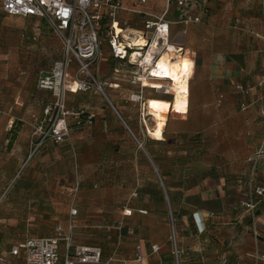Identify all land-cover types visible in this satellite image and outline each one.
<instances>
[{
    "label": "crops",
    "instance_id": "obj_1",
    "mask_svg": "<svg viewBox=\"0 0 264 264\" xmlns=\"http://www.w3.org/2000/svg\"><path fill=\"white\" fill-rule=\"evenodd\" d=\"M120 1L140 21L138 33L145 30L147 21L163 18L169 23L168 46L175 56H162L176 59L181 48L184 55L177 71L181 62L190 65L189 87L188 83L183 88L169 83L172 110L186 117L171 121L169 106H163L168 99L155 91L154 97L146 99L144 110L154 127L149 129L143 119L133 129L132 123L125 122L136 143L145 146L139 152L130 136L114 132L117 124L105 106L88 104V112L95 115L91 127H74L68 142L45 146L21 170L29 153L32 126L43 118L46 104L31 100L10 81L8 66H0V189L17 190L14 197L22 205L45 204L47 190L59 192L63 199L54 226L37 231L36 236L23 234L22 240L10 234V225L16 227L17 221L10 224V214L1 213L0 208V264H23L8 254L12 246L30 237H51L57 225L66 229L70 220L75 226L73 247L101 252L99 263L88 264H166L161 257L178 253L171 244L178 231L185 230L200 239V263L253 264L254 238L248 231L254 223L242 203L256 186H264V85H258L257 52L249 44L251 36L259 35L262 21L254 15L237 16L235 25L230 14L237 12L236 6L229 0H184L191 19L187 23L179 20L175 1ZM246 5L252 14L260 9L264 13V0H250ZM195 18L198 21H192ZM120 23L125 26L127 20ZM108 60L119 62L111 55ZM237 85L247 93L237 91ZM146 86L164 88L156 83ZM76 98L71 94L67 101ZM116 106L120 112L125 109L120 103ZM156 131L159 137L152 135ZM194 136L197 145L191 144ZM141 153L149 158L152 172L140 163L144 161ZM128 162L132 164L129 169ZM72 198L78 208L74 217L69 215ZM255 215L264 226V199L259 200ZM127 217H131L133 235ZM213 225L227 230L231 246L215 249L211 257L204 243ZM152 246L158 251L153 252Z\"/></svg>",
    "mask_w": 264,
    "mask_h": 264
},
{
    "label": "rangeland",
    "instance_id": "obj_2",
    "mask_svg": "<svg viewBox=\"0 0 264 264\" xmlns=\"http://www.w3.org/2000/svg\"><path fill=\"white\" fill-rule=\"evenodd\" d=\"M2 1L3 0H0V66L4 68L8 66L10 69V81L15 82L17 84L15 86L22 89L24 93L28 94L31 100L48 104L52 101L51 94L48 92H44L43 94L38 93V89H36V77L41 71H49L52 65L61 59L62 44L53 30L43 20L34 18L21 19L5 16L1 11ZM249 1L250 0H229L233 6H236L235 11H237L236 13L231 11L230 20L232 23L237 25V16H239L238 18H247L254 15L260 19V21H262L259 35H255L253 37L251 36L249 38V44L252 45L254 50L257 52L254 68L257 75L261 78V70L264 66V13L260 9L257 10L255 14H252V9H248L249 7L246 5V3ZM260 6H262V3H259L258 8H260ZM177 11L180 14L179 20L183 21L188 18L189 15L187 12V6L181 7ZM115 20L122 23L127 20V25L124 26L123 24H120L123 33H127L124 35L128 36L129 40L131 37H145V30L141 31V33L137 32V29L141 28L140 21L137 20L135 15L132 13L126 12L124 8L117 11ZM192 21H194V19H192ZM110 23L111 21L108 19V17L103 18L100 28V54L96 62L93 63L89 68L90 75L97 84L101 85L102 92L98 90L95 85H93L92 89L88 92H79L78 94H74L79 98H76L77 100L71 103L67 101V96L71 94H67L65 99L66 106L69 109L83 110L87 112L89 111L87 109L88 104H96L100 107L105 106L110 112V119L117 124L114 132L119 135H123L125 132L127 136H130L131 140L135 142L134 144L138 148L139 152H142L145 146L141 148L138 146L136 141L133 139L131 132L126 127L125 122L132 123V127H130L133 129L135 126H138L139 121L143 119L142 122H144V124L148 126L149 129L154 127L155 122L152 121L150 116L146 115L144 110L145 105L148 103L146 99L148 97H154L155 91L160 93L161 97L168 99L167 101H163V106H169V116L171 121H177L182 117H186V115H181L179 112L172 110L173 95L171 94L169 82L158 81V79L144 80V78L147 79L148 77L146 76V73L143 75L139 68L126 64L122 61L115 63L109 62L108 58H110V52L107 44L106 31L107 26ZM253 40L254 42H252ZM169 45L172 46V44ZM147 48L148 47L146 43V45L142 47L143 51H140V53H143V56L145 55ZM177 52L180 55H178L176 59H173L170 56H165L169 66H171V69L174 70L175 73H177L178 60L184 55L181 48H178ZM163 53H167L172 57L175 56L172 50L168 49L167 51L165 49L158 54L156 61H159L160 58H162L161 56ZM185 58H189V56L187 55ZM190 60L192 61L191 58ZM192 65L194 69L193 61ZM133 72L141 74V81L137 82L133 79ZM143 80L146 81L147 85L150 83H156L161 84L164 88L161 90H155L152 88V86L145 85L147 89H144L142 102H131L130 96L138 92L140 83H143ZM113 85L117 87H113ZM149 101H152V99ZM118 103L125 107V109H122L124 111L120 112L116 108ZM141 113L143 114V118ZM70 125L72 132L75 126L73 122H71ZM136 137L141 138L146 146L151 145L143 136ZM197 140V136H194V138H192L193 143L191 142V144L197 145ZM141 154L144 161H140V163L148 165L152 172L149 158H147L145 154ZM27 157L28 155L26 156L25 161L22 163L21 170H24L34 158L32 157L27 163H25ZM131 165L132 164L130 162L127 163L128 169ZM152 175L156 180V175L154 173ZM16 191L17 190H13L11 187L10 189H0V208H3L1 213L8 212V214H10V224H15L14 222L17 221L16 227L10 225V234L12 236L14 235L13 237L15 239H24L25 237H22L23 234L28 236H36L37 231L45 230L50 226H54V224L57 222L56 218L61 214L60 205L63 204L62 195L59 192H50L48 190L45 191L46 195H43V200L46 201L45 204L36 202L22 205L16 203V196L14 197ZM9 195L10 202H8ZM73 201L74 199L72 198L69 205V213L70 210L75 209L77 210L78 214L77 205ZM128 207L130 208L131 206ZM126 213L128 214V212ZM133 213L134 212L131 211V214ZM256 217L257 216L255 215V217H252L253 219H251L252 223L254 224L251 226L248 234L254 238L255 252L253 264H261V259L264 256V226L260 221H257ZM130 218L131 217H127L126 222L128 223V230L133 235L134 227L130 225ZM178 234V238H176L171 244V249L177 250L178 255L176 256L169 253L167 254L169 256L168 258L167 255H165L166 258L161 257V260L166 262V264H202L200 263L201 260L199 257V245L201 244L200 239L197 236H193V234L187 230L178 231ZM206 240L207 242L204 244H207L208 252L211 251V253H209L211 257L215 255V249L218 251L227 250L228 247L231 246V238L229 233H227V230H217L215 225L210 227V235H208Z\"/></svg>",
    "mask_w": 264,
    "mask_h": 264
},
{
    "label": "built area",
    "instance_id": "obj_3",
    "mask_svg": "<svg viewBox=\"0 0 264 264\" xmlns=\"http://www.w3.org/2000/svg\"><path fill=\"white\" fill-rule=\"evenodd\" d=\"M135 1L138 4L146 3V0ZM173 1L178 8L187 6L184 0H166L168 4ZM1 9L8 17L45 21L62 44L61 59L55 62L49 71H41L36 77V88L50 93L52 101L44 106L43 118L32 126L30 149L25 163L48 144L61 145L67 142L71 136V122L78 129L93 125L95 119L93 113L69 109L65 99L67 94L88 92L93 85L102 91L101 85L97 84L90 75L89 68L100 54L101 41L97 30L103 18L108 17L111 21L107 40L110 55L118 61L139 68L143 75L146 73L148 78L144 80L151 79L150 69L156 66L158 54L165 49L168 51L169 48V23L163 18L147 21L145 37L142 38L148 48L143 57L133 61L131 56L134 51H143V46H131V42L123 32H117L116 27L123 31L119 22L115 20L117 11L123 9L120 0H3ZM190 21V18L183 20L185 23ZM196 21L197 18L194 19V22ZM147 56H150V60L146 59ZM133 75L134 80L141 81V74L135 72ZM258 85H264V66ZM144 89L147 87L140 83L138 92L130 96V101L141 103ZM236 90L247 93L241 85H237ZM138 146L142 147L140 143ZM77 189L78 185L75 186L74 192ZM263 199L264 186H256L249 200L242 203V207L254 218L258 202ZM69 215L76 216L77 210H70ZM74 227L73 220L68 222L66 229L57 225L53 236L27 238L12 246L8 254L13 258L21 259L23 264L99 263L100 250L73 247ZM62 246L64 252L61 251ZM136 250L137 259H140L139 247ZM152 251L157 252V246H152ZM174 255L177 256L178 253L175 251ZM261 264H264V256Z\"/></svg>",
    "mask_w": 264,
    "mask_h": 264
},
{
    "label": "bare ground",
    "instance_id": "obj_4",
    "mask_svg": "<svg viewBox=\"0 0 264 264\" xmlns=\"http://www.w3.org/2000/svg\"><path fill=\"white\" fill-rule=\"evenodd\" d=\"M117 32L121 33V29L116 27ZM127 34V33H123ZM129 35V34H128ZM129 40V37L126 36ZM131 46L139 47L145 46L146 42L143 38H130ZM169 49V48H168ZM132 60L135 61L137 58L143 57V55L139 51H134V54L131 56ZM147 60H150V56H147ZM151 79H158L159 81H167L177 88H183L187 85L189 76H190V65L188 62H181V65L177 71L171 69L168 64V61L165 59V56H162L159 61H157L156 66H152L150 69ZM144 86L147 85L146 81H143ZM102 92V91H101ZM155 102V101H154ZM152 105V104H151ZM150 105V106H151ZM153 136L159 137L160 134L158 131L152 133Z\"/></svg>",
    "mask_w": 264,
    "mask_h": 264
},
{
    "label": "trees",
    "instance_id": "obj_5",
    "mask_svg": "<svg viewBox=\"0 0 264 264\" xmlns=\"http://www.w3.org/2000/svg\"><path fill=\"white\" fill-rule=\"evenodd\" d=\"M102 21H103V19L101 20V22H100V26H99V28H98V35H99V37H100V28H101V24H102ZM108 27H109V25L107 26V31H106V38H107V40H108V37H109V34H108ZM100 41H101V37H100ZM256 214V213H255Z\"/></svg>",
    "mask_w": 264,
    "mask_h": 264
}]
</instances>
